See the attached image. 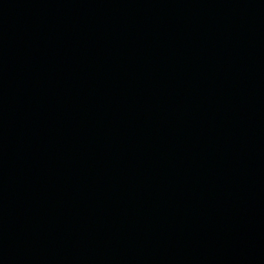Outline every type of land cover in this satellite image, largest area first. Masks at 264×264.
Wrapping results in <instances>:
<instances>
[{
	"label": "water",
	"instance_id": "1",
	"mask_svg": "<svg viewBox=\"0 0 264 264\" xmlns=\"http://www.w3.org/2000/svg\"><path fill=\"white\" fill-rule=\"evenodd\" d=\"M0 264H264V0H0Z\"/></svg>",
	"mask_w": 264,
	"mask_h": 264
}]
</instances>
